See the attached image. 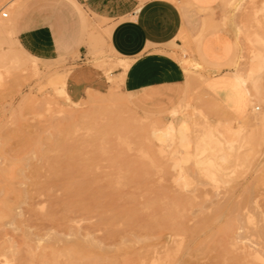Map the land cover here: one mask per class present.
Wrapping results in <instances>:
<instances>
[{
    "label": "rangeland",
    "instance_id": "rangeland-1",
    "mask_svg": "<svg viewBox=\"0 0 264 264\" xmlns=\"http://www.w3.org/2000/svg\"><path fill=\"white\" fill-rule=\"evenodd\" d=\"M26 1L0 0V264H87L94 255L104 264H264V0L219 8L235 40L225 65L250 92L243 116L205 91L211 65L185 37L172 56L201 63L185 71L188 92L167 114L138 110L117 75L125 57L82 6L92 62L110 89L56 96L57 77L78 57L44 61L22 47L15 13ZM160 121L174 132L155 136Z\"/></svg>",
    "mask_w": 264,
    "mask_h": 264
},
{
    "label": "crops",
    "instance_id": "crops-1",
    "mask_svg": "<svg viewBox=\"0 0 264 264\" xmlns=\"http://www.w3.org/2000/svg\"><path fill=\"white\" fill-rule=\"evenodd\" d=\"M222 1L27 0L15 13L16 32L22 47L44 61L78 57L66 80L74 101L89 92L104 93L110 80L92 62L94 50L75 10L82 6L89 19L102 23L99 31L107 27V46L132 59L122 84L131 102L141 112L156 115L169 113L186 94L187 73L172 56V46H181L185 37L197 52L195 58L211 65L203 72L205 91L230 115L243 116L250 110V92L225 65L234 55L235 40L219 26Z\"/></svg>",
    "mask_w": 264,
    "mask_h": 264
},
{
    "label": "bare ground",
    "instance_id": "bare-ground-1",
    "mask_svg": "<svg viewBox=\"0 0 264 264\" xmlns=\"http://www.w3.org/2000/svg\"><path fill=\"white\" fill-rule=\"evenodd\" d=\"M3 13H7V12H3ZM8 15H9V13H7ZM8 17V16H7ZM206 17H208V16H206ZM209 18V17H208ZM208 20V19H207ZM208 22H209V20H208ZM195 57V56H194ZM198 60V59H197ZM184 64H183V67H184V69H185V71H188V70H190V68H193V69H196L197 68V66H199L201 63H198V62H194L193 60H191V59H189V58H186L185 60H184V62H183ZM130 65H131V63H130V61H127L126 59H123V58H120V60H119V63H118V66L119 67H123V69H124V72H122V73H117V75H119L120 76V78L122 79V80H124L125 79V75H126V72L128 71V69H129V67H130ZM69 73V72H68ZM66 77L67 76H60V77H57L58 79L60 78V80H62L61 82H62V87H61V89L60 90H58V91H55V93L56 92H58V94L56 93V96L57 95H59L60 94V91H61V94H63L66 98H64V99H67V100H70L71 101V99H70V96H68V93H67V91L65 90V83H66ZM56 80V79H55ZM55 80H53V82L55 81ZM111 81V80H110ZM118 82V81H117ZM55 83V82H54ZM57 90V89H56ZM187 92H188V90H187ZM92 93V92H91ZM89 95V94H88ZM93 95V94H92ZM186 95V94H185ZM90 96V95H89ZM60 97H62V96H60ZM93 96H91V99H92V101H91V103H93V102H96V103H99V100L100 99H98V101H95L96 99H94V97L92 98ZM112 98H114V97H112ZM29 99V98H28ZM63 99V100H64ZM94 99V100H93ZM105 100H107V99H105ZM115 100H117L118 101V99H117V97L115 96ZM102 101V100H101ZM101 101H100V104H101ZM104 103H105V101H103ZM102 102V103H103ZM109 102H112V101H109ZM75 104H77L76 102H74ZM78 103H80V102H78ZM103 103V104H104ZM181 105V104H180ZM182 105H183V103H182ZM96 107H98V106H96ZM95 107V108H96ZM182 107V106H181ZM180 107V108H181ZM99 108V107H98ZM70 111V110H69ZM174 111H176V110H174ZM178 111V110H177ZM71 112V111H70ZM70 112H68V113H70ZM67 114V113H66ZM71 114V113H70ZM173 114H175V112L173 113ZM69 115V114H68ZM83 116V115H82ZM156 121H158V120H156ZM185 121V120H184ZM188 121V120H187ZM161 122V121H160ZM186 122V121H185ZM152 123H154V121L152 122ZM159 123V122H158ZM186 123H188V122H186ZM166 124V123H165ZM181 124V123H180ZM164 125V124H163ZM185 126H186V124H184ZM184 125H182L180 128L178 127V131H179V136H180V139L182 140V142L183 141H185L186 140V138H187V136H186V134H185V129H186V127L184 126ZM153 126V125H152ZM160 126H161V128L160 129H155V130H152L153 131V134L155 135V136H159L160 135V138H161V136H168L169 134H171V133H173L174 132V130H175V127L174 126H170L169 128H168V130L166 129V131L165 130H161L162 129V122L160 123ZM167 126V125H166ZM179 126V125H178ZM154 127H155V125H154ZM167 128V127H166ZM209 128H213V127H209ZM231 128V127H230ZM188 129H186V131H187ZM209 131L210 130H212V129H208ZM217 130V129H216ZM206 132H207V129L205 130ZM215 131V130H214ZM178 134V133H177ZM176 134V135H177ZM206 135H207V133H205ZM217 134V133H216ZM217 135H219V134H217ZM172 136L174 137V135L172 134ZM249 135L248 134H245V137H244V139H243V141H242V143L243 144H241V147L242 146H248V144H249V137H248ZM216 137V136H215ZM222 137V136H221ZM220 137V138H221ZM168 138V137H167ZM219 138V140H221ZM207 139V138H206ZM216 139V138H215ZM188 140H190L189 139V137H188ZM213 140V139H212ZM225 141V140H224ZM223 142V141H222ZM186 143V142H185ZM211 143V142H210ZM213 143H214V141H213ZM228 143V142H227ZM212 144V143H211ZM215 144V143H214ZM213 144V145H214ZM224 144V143H223ZM189 145V144H188ZM208 145V144H207ZM229 145H230V148L233 150V148L235 147L234 146V142L233 141H229ZM236 145V144H235ZM186 146H187V144H186ZM189 147V146H188ZM215 147V146H214ZM224 147V146H223ZM67 148V147H66ZM222 150V149H221ZM69 151V150H68ZM223 151V150H222ZM67 152V151H66ZM70 152V151H69ZM73 157V156H72ZM72 159V158H71ZM72 161V160H71ZM73 162V161H72ZM71 162V163H72ZM73 164V163H72ZM81 165V164H80ZM69 166H70V164H69ZM75 166V165H74ZM72 167V166H71ZM81 167V166H80ZM89 167V166H88ZM83 168H84V165H83V167H82V170H83ZM60 169V168H59ZM72 169V168H71ZM74 169H75V167H74ZM74 169H73V172H74ZM78 169H81V168H78ZM86 170V169H85ZM57 171V170H56ZM60 171H61V169H60ZM84 171V170H83ZM76 173V172H75ZM141 173V172H140ZM66 174H67V172H66ZM70 174H72V173H70ZM69 175V174H68ZM61 176H63V175H61ZM65 176V175H64ZM64 217V216H63ZM153 218V217H152ZM65 219V218H64ZM209 220V219H208ZM152 223V222H151ZM181 224V223H180ZM201 224H203V223H201ZM205 224V223H204ZM207 225L209 226V223H207ZM179 226V224L177 225V227ZM183 226V225H182ZM181 226V227H182ZM201 228H203V225H202V227ZM205 228V227H204ZM196 229V228H195ZM79 243V242H78ZM78 246L80 245V243L79 244H77ZM81 247V246H80ZM85 247V246H84ZM263 247V246H262ZM264 248V247H263ZM78 249H80V248H78ZM258 249V248H257ZM262 249V248H261ZM261 249L259 248L258 250H260L261 251ZM85 250V249H84ZM91 252V251H90ZM83 253V252H82ZM92 253L94 254V251H92ZM95 254H97V252L95 253ZM98 254H100V253H98ZM227 255V254H226ZM80 256V255H79ZM223 256V255H222ZM92 257V256H91ZM90 257V258H91ZM232 257V256H231ZM236 257V256H235ZM240 258V257H239ZM92 259V258H91ZM130 259V258H129ZM80 260V259H79ZM83 261V260H82ZM88 261V260H87ZM232 261V260H231ZM84 262H85V260H84ZM233 262V261H232ZM236 262V260L233 262V263H235ZM239 262V261H238ZM237 262V263H238ZM126 263V262H125ZM124 263V264H125ZM232 263V264H233ZM87 264H104V260H103V258H101V255H94V257H93V261L91 260V262H89V263H87ZM108 264H115V263H112V262H110V263H108Z\"/></svg>",
    "mask_w": 264,
    "mask_h": 264
},
{
    "label": "built area",
    "instance_id": "built-area-1",
    "mask_svg": "<svg viewBox=\"0 0 264 264\" xmlns=\"http://www.w3.org/2000/svg\"><path fill=\"white\" fill-rule=\"evenodd\" d=\"M8 16V14L7 13H3V17H7Z\"/></svg>",
    "mask_w": 264,
    "mask_h": 264
}]
</instances>
